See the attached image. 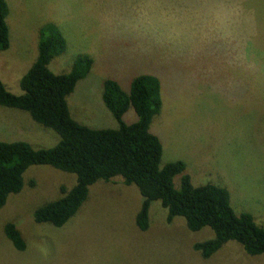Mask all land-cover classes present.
<instances>
[{
	"label": "rangeland",
	"instance_id": "obj_1",
	"mask_svg": "<svg viewBox=\"0 0 264 264\" xmlns=\"http://www.w3.org/2000/svg\"><path fill=\"white\" fill-rule=\"evenodd\" d=\"M10 48L0 51V79L22 94L21 78L39 54L41 29L54 24L65 52L49 67L69 73L76 59L94 64L68 97L72 116L93 128H117L105 105L103 83L149 74L161 82L162 109L151 131L163 145L160 167L185 162L194 186L215 184L230 193L239 216L253 215L264 228V0H7ZM133 109L125 116L133 123ZM0 141L51 148L60 136L27 112L0 106ZM25 186L0 209V264H264L236 242L208 259L194 245L214 237L186 219L167 220L160 201L150 227L137 225L143 197L122 177L90 187L88 200L63 227L38 223L33 214L71 189L77 176L49 165L31 166ZM181 177L174 179L180 187ZM15 223L27 247L5 234Z\"/></svg>",
	"mask_w": 264,
	"mask_h": 264
},
{
	"label": "trees",
	"instance_id": "obj_2",
	"mask_svg": "<svg viewBox=\"0 0 264 264\" xmlns=\"http://www.w3.org/2000/svg\"><path fill=\"white\" fill-rule=\"evenodd\" d=\"M9 15L8 1L0 0V51L11 45ZM66 45L63 33L54 24L45 25L40 32L38 57L20 80L22 94L11 92L0 79V106L27 112L35 122L60 136L59 143L51 148H35L24 141H0V209L11 195L23 190L24 174L31 166L49 165L77 176L71 189L62 187L60 198L33 214L36 222L61 228L88 200L90 187L122 177L124 184L136 186L143 197L136 219L141 230L149 229L151 205L160 201L168 210L169 222L183 217L192 232L206 227L214 232L213 238L194 245L205 259L230 241L240 243L249 255L264 254V228L250 213H235L226 188L215 184L194 186L183 161L160 167L163 145L151 131L152 121L163 105L158 78L137 76L129 91L114 79L104 81L102 98L117 128H93L74 119L68 97L89 76L94 60L88 54L80 55L69 73L55 74L49 65L65 52ZM130 109L137 114L133 123L125 120ZM177 176L181 177L179 188L174 183ZM4 231L18 250L26 249L15 223H7Z\"/></svg>",
	"mask_w": 264,
	"mask_h": 264
}]
</instances>
